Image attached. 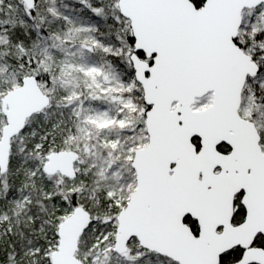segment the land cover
Instances as JSON below:
<instances>
[{
    "label": "snow or ice",
    "instance_id": "obj_1",
    "mask_svg": "<svg viewBox=\"0 0 264 264\" xmlns=\"http://www.w3.org/2000/svg\"><path fill=\"white\" fill-rule=\"evenodd\" d=\"M0 264H264V0H0Z\"/></svg>",
    "mask_w": 264,
    "mask_h": 264
}]
</instances>
